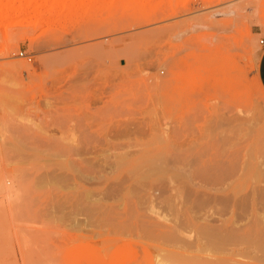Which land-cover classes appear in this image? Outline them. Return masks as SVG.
Returning a JSON list of instances; mask_svg holds the SVG:
<instances>
[{
  "label": "rangeland",
  "instance_id": "obj_1",
  "mask_svg": "<svg viewBox=\"0 0 264 264\" xmlns=\"http://www.w3.org/2000/svg\"><path fill=\"white\" fill-rule=\"evenodd\" d=\"M261 38L264 0H0V264L259 255L191 202L264 195Z\"/></svg>",
  "mask_w": 264,
  "mask_h": 264
},
{
  "label": "bare ground",
  "instance_id": "obj_2",
  "mask_svg": "<svg viewBox=\"0 0 264 264\" xmlns=\"http://www.w3.org/2000/svg\"><path fill=\"white\" fill-rule=\"evenodd\" d=\"M194 75H196V74L194 73ZM230 166H232V163ZM229 169H231V167ZM229 172H231V171H229ZM221 174H223V173H221ZM221 174H220V176H221ZM218 175H219V172L214 177L211 174L208 177V175L205 173L202 177L200 175L199 176L201 179L205 180L206 183L211 182L213 184L214 182L217 181L218 178H215V177ZM224 175H228V174L225 173ZM218 184H220V183H218ZM7 188H9V187H7ZM225 188H226V186H225ZM247 198L251 199V201L249 203L246 200ZM193 200L194 201L191 202V204L192 203L194 204L196 202H200L201 204L203 203L206 205V204H210L212 202H216V204L219 202V203L223 204V205H221V206H223L222 208L223 209L225 208V210L227 209L230 213L229 217L228 218L226 217L227 219L224 218V220H222L221 224L218 226L212 227V226L206 225V226L200 227L202 229V231H201L202 236L208 237L209 238L208 241L210 240V241L220 245V247H223V250L225 249L224 247H226L225 250H227L228 248H231L237 244L243 243V244H246V246H248L249 248H252L253 251L256 252V254L259 253V255H256L255 257L250 259V261H243L241 259L238 260L236 258L237 254H235L234 249H232V252L230 254L226 253L227 256H225V258L223 257L222 254H220L222 257L219 255L221 257V260H222L221 262H218V260H217V258L219 256L215 257V260L217 261L216 264H264V226H263L264 223L262 224V215L256 211V209L258 208L264 212V195L258 194V195H254L251 198L244 197V196L237 197L236 196V190L233 189L232 192L229 194H220V195H218V194L212 195L209 193L196 192ZM198 207H199V205H198ZM245 208H250L251 211L254 212L251 215V220L249 221V223H247L250 225L247 227V229H237V215H240L239 212L245 210ZM238 210H240V211L238 212ZM217 211H219V210H217ZM215 215L218 216L217 214H215ZM212 218H214V217H212ZM214 219H216V218H214ZM217 220L219 222V219H217ZM208 221H209V219H208ZM213 222H214V220H213ZM187 242H188V240H187ZM205 242H207V241H205ZM216 244H212V245H214V247H216L215 246ZM223 250H221V251H223ZM216 251L218 252V250H216ZM220 257H219V259H220ZM191 260H192L191 264H207V263L209 264V260L207 263H206L207 260L206 261L203 260L205 263L204 262L201 263L202 260H200V259H197V260H199V263L198 262L196 263L195 262L196 259H194V257H192ZM159 264H167V263L159 262ZM212 264H215V262Z\"/></svg>",
  "mask_w": 264,
  "mask_h": 264
},
{
  "label": "crops",
  "instance_id": "obj_3",
  "mask_svg": "<svg viewBox=\"0 0 264 264\" xmlns=\"http://www.w3.org/2000/svg\"><path fill=\"white\" fill-rule=\"evenodd\" d=\"M257 79L264 89V48L258 59Z\"/></svg>",
  "mask_w": 264,
  "mask_h": 264
},
{
  "label": "built area",
  "instance_id": "obj_4",
  "mask_svg": "<svg viewBox=\"0 0 264 264\" xmlns=\"http://www.w3.org/2000/svg\"><path fill=\"white\" fill-rule=\"evenodd\" d=\"M259 44H261V46L264 48V38H261V39L259 40ZM19 55H20L21 57L27 59L28 61L31 60V56L28 55V54H25V53H23V52H20Z\"/></svg>",
  "mask_w": 264,
  "mask_h": 264
}]
</instances>
